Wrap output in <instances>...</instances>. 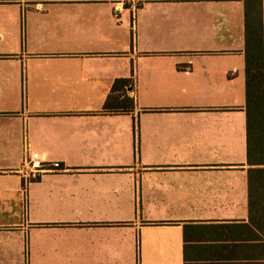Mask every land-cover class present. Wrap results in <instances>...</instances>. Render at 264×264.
<instances>
[{
	"label": "crops",
	"instance_id": "crops-1",
	"mask_svg": "<svg viewBox=\"0 0 264 264\" xmlns=\"http://www.w3.org/2000/svg\"><path fill=\"white\" fill-rule=\"evenodd\" d=\"M243 8L0 0V264H264ZM32 153L63 170L26 183Z\"/></svg>",
	"mask_w": 264,
	"mask_h": 264
},
{
	"label": "trees",
	"instance_id": "trees-1",
	"mask_svg": "<svg viewBox=\"0 0 264 264\" xmlns=\"http://www.w3.org/2000/svg\"><path fill=\"white\" fill-rule=\"evenodd\" d=\"M243 16L248 222L252 241L264 249V0H244ZM118 83L126 81L112 90ZM117 106L133 109L134 101L123 97Z\"/></svg>",
	"mask_w": 264,
	"mask_h": 264
},
{
	"label": "built area",
	"instance_id": "built-area-1",
	"mask_svg": "<svg viewBox=\"0 0 264 264\" xmlns=\"http://www.w3.org/2000/svg\"><path fill=\"white\" fill-rule=\"evenodd\" d=\"M63 167L59 162H50L41 158L40 155L32 153L28 155L23 171L26 183L31 180H36L41 174L46 172L62 171Z\"/></svg>",
	"mask_w": 264,
	"mask_h": 264
}]
</instances>
